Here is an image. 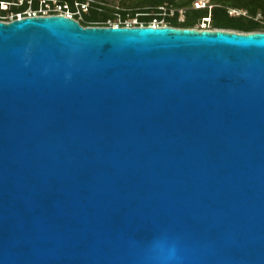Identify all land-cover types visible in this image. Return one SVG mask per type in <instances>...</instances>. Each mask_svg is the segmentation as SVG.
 <instances>
[{
	"label": "water",
	"instance_id": "water-1",
	"mask_svg": "<svg viewBox=\"0 0 264 264\" xmlns=\"http://www.w3.org/2000/svg\"><path fill=\"white\" fill-rule=\"evenodd\" d=\"M0 264H264V32L0 22Z\"/></svg>",
	"mask_w": 264,
	"mask_h": 264
},
{
	"label": "trees",
	"instance_id": "trees-1",
	"mask_svg": "<svg viewBox=\"0 0 264 264\" xmlns=\"http://www.w3.org/2000/svg\"><path fill=\"white\" fill-rule=\"evenodd\" d=\"M66 1L75 9V0ZM89 1L88 12L83 13L80 21L83 27H109L107 23L117 20L118 16L123 22L138 17L141 24L149 26L154 19H163L160 8L168 7L177 10L173 16L165 17L170 27L195 29L204 19H210L211 30L264 32V0H209L205 8L195 7L199 0H123L124 4L118 8L108 6L104 0ZM178 10H184L183 21ZM231 10L242 14L231 15Z\"/></svg>",
	"mask_w": 264,
	"mask_h": 264
},
{
	"label": "built area",
	"instance_id": "built-area-1",
	"mask_svg": "<svg viewBox=\"0 0 264 264\" xmlns=\"http://www.w3.org/2000/svg\"><path fill=\"white\" fill-rule=\"evenodd\" d=\"M75 0V6L66 0H0V22H11L30 17H49V16H65L79 21V17L83 13L88 12L90 1ZM209 1L199 0L195 3L196 8H205L208 6ZM14 8H17L15 10ZM163 19H154L149 26L137 24L135 27H167L168 24H163L162 20H166L167 15L173 16L177 10L168 7H161ZM181 17H184V10H178ZM231 15H240L242 12L231 10ZM206 21L210 19H204ZM163 21V22H164ZM80 22V21H79ZM118 26V25H117ZM109 27H111L109 25ZM120 27V26H119Z\"/></svg>",
	"mask_w": 264,
	"mask_h": 264
},
{
	"label": "rangeland",
	"instance_id": "rangeland-1",
	"mask_svg": "<svg viewBox=\"0 0 264 264\" xmlns=\"http://www.w3.org/2000/svg\"><path fill=\"white\" fill-rule=\"evenodd\" d=\"M104 1H105V3L108 6H110L112 8H118V7H121L124 4L123 3V0H104ZM206 1L208 2L209 0H206ZM180 20L183 21L184 20V17H181ZM79 21H82V17H79ZM163 21L164 20H162V23L163 24H167V20H165L164 22ZM107 24L110 25V26H117L118 25V26L122 27V25H124L125 27H135L137 24H141V22L138 19V17H135V18L130 17V18H128V20H126L125 22H123L121 20V18L118 16L117 17V20H115V21H109ZM199 28H201V29H210L211 30L210 20H208V21L204 20L195 29H199Z\"/></svg>",
	"mask_w": 264,
	"mask_h": 264
},
{
	"label": "flooded vegetation",
	"instance_id": "flooded-vegetation-1",
	"mask_svg": "<svg viewBox=\"0 0 264 264\" xmlns=\"http://www.w3.org/2000/svg\"><path fill=\"white\" fill-rule=\"evenodd\" d=\"M14 9H17V8H14Z\"/></svg>",
	"mask_w": 264,
	"mask_h": 264
}]
</instances>
